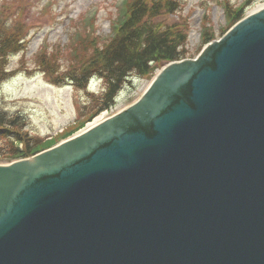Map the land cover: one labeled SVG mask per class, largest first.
<instances>
[{
	"label": "water",
	"instance_id": "water-1",
	"mask_svg": "<svg viewBox=\"0 0 264 264\" xmlns=\"http://www.w3.org/2000/svg\"><path fill=\"white\" fill-rule=\"evenodd\" d=\"M263 8L117 115L0 164V264H264Z\"/></svg>",
	"mask_w": 264,
	"mask_h": 264
},
{
	"label": "rangeland",
	"instance_id": "rangeland-1",
	"mask_svg": "<svg viewBox=\"0 0 264 264\" xmlns=\"http://www.w3.org/2000/svg\"><path fill=\"white\" fill-rule=\"evenodd\" d=\"M171 1L174 9L162 10L153 21L185 31L187 58L201 51L205 32L215 33L218 39L228 30L227 8L243 7L248 14L264 2ZM126 8L127 0H0V21L6 24L10 18L18 19L16 25L23 27L25 39L21 50L1 59V68L10 75L0 81V112L18 119L16 130L26 135L33 150L57 144L91 119L99 98L66 75L76 74L93 49L112 38ZM158 69L143 77L129 76L109 111L118 112L138 98ZM3 135L0 131V164L9 163L5 158L11 143L19 149L25 147Z\"/></svg>",
	"mask_w": 264,
	"mask_h": 264
},
{
	"label": "trees",
	"instance_id": "trees-1",
	"mask_svg": "<svg viewBox=\"0 0 264 264\" xmlns=\"http://www.w3.org/2000/svg\"><path fill=\"white\" fill-rule=\"evenodd\" d=\"M174 6L175 3L171 0H131L127 19L117 29L116 34L105 45L95 47L76 74L66 75L79 86L85 84L92 72L102 78L105 88L99 96V103L94 112L112 103L115 94L130 75H149L159 65L186 55L185 31L175 25L161 26L153 21L162 10L170 12ZM242 15L243 11L240 9L229 11L231 21L238 20ZM17 22L19 20H15V17L10 18L6 24L0 21V62L3 57L21 50L25 42L20 29L23 27L19 28ZM212 37L211 33H207L204 41ZM9 75L10 73L0 66V81ZM17 120L6 112H0V130L4 138L25 144V147L18 149L11 143L6 153L7 160L28 156L36 151L31 148L26 135L16 130L19 124Z\"/></svg>",
	"mask_w": 264,
	"mask_h": 264
},
{
	"label": "bare ground",
	"instance_id": "bare-ground-1",
	"mask_svg": "<svg viewBox=\"0 0 264 264\" xmlns=\"http://www.w3.org/2000/svg\"><path fill=\"white\" fill-rule=\"evenodd\" d=\"M262 7H264V4H261L259 7H257V8L254 10V12L257 11L258 9L262 8ZM96 122H97V120H95L94 122L90 123L88 126H91L92 124H95Z\"/></svg>",
	"mask_w": 264,
	"mask_h": 264
}]
</instances>
